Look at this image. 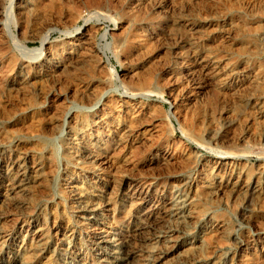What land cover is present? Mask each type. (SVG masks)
<instances>
[{
	"label": "rangeland",
	"instance_id": "obj_1",
	"mask_svg": "<svg viewBox=\"0 0 264 264\" xmlns=\"http://www.w3.org/2000/svg\"><path fill=\"white\" fill-rule=\"evenodd\" d=\"M10 1L0 0V22ZM252 1L14 0L16 20L10 32L30 52L17 50L0 26V157L30 153L41 165V179L25 184L23 210L0 202V241L5 242L0 264H80L76 247L83 249L82 264H119L125 258L119 246L109 254L103 250L106 245L95 241V237L109 240L117 239V235L130 239L127 264H264L262 197H252L249 190L201 197L188 206V217H178V222L169 218L164 203L172 188L181 194L194 188L201 192L207 166L224 157L223 153H227L226 162L235 161L241 165L239 169L244 167L249 178L264 167V0ZM19 5L27 9L20 18L15 12ZM52 23L50 29L46 27ZM47 30L45 51L37 55ZM78 30L87 32L88 39L93 37L82 52L86 65L83 62L76 66L78 70L54 72L45 62L46 48L63 50ZM201 54L222 60V69L214 79L200 73L196 63ZM248 75H256L257 82L250 84ZM196 86L204 87L203 92L195 91ZM189 90H194L193 98ZM103 113H110L106 124L101 128L91 125L92 116ZM72 116L84 120L86 135L112 131L113 121L131 127L133 132L115 145L95 144V163L82 158L79 166L68 165L64 142ZM147 125L153 129L145 133L140 127ZM215 131L222 139L212 138ZM79 144L75 146L77 152L83 148ZM89 166L100 170L101 175L93 179L94 186L89 181L95 174H86ZM75 178L79 183L73 182ZM118 179L133 185L151 184L154 193L149 200L157 208L153 220H143L141 213L130 208V203L134 207L139 200L122 204L124 192L116 187L121 181ZM2 182L0 192L6 195ZM77 187L92 199L115 206L113 217L103 224L79 219ZM35 220L43 222L41 230L48 243L38 247L42 252L30 256L39 235L31 229ZM184 230L189 237L205 235L204 247L188 259L180 257L181 249L164 253L165 235L182 240L187 237ZM240 254H245L243 259ZM239 260L242 263H237Z\"/></svg>",
	"mask_w": 264,
	"mask_h": 264
},
{
	"label": "bare ground",
	"instance_id": "obj_2",
	"mask_svg": "<svg viewBox=\"0 0 264 264\" xmlns=\"http://www.w3.org/2000/svg\"><path fill=\"white\" fill-rule=\"evenodd\" d=\"M24 1V0H23ZM26 1V0H25ZM46 1V0H45ZM188 1V0H187ZM255 1V0H254ZM254 1L250 2V3H253ZM256 1H259V0H256ZM17 2V1H16ZM40 2V1H39ZM249 2V1H248ZM22 3V2H21ZM50 3V2H49ZM13 4H14V0H11L8 4L6 8V13H5V16L2 18L1 22H0V26L4 27V29L7 31V33L9 34V37L12 38V41H13V44L15 45V47L17 48V50H20L22 51L23 53L24 52H30L29 50H27L25 47H23L21 44H19L17 41H15V38H14V35L11 34L10 32V27L12 25H14V21L16 20L15 19V14H14V7H13ZM118 4V3H117ZM247 4V3H246ZM256 4V3H255ZM18 5V4H17ZM123 5V4H122ZM139 5V4H138ZM262 5V4H260ZM0 7H1V2H0ZM57 7V6H56ZM137 7V6H136ZM28 8V7H27ZM132 8V7H131ZM252 8V7H251ZM58 9V8H57ZM129 9V8H128ZM125 10V11H129V10ZM136 9V8H135ZM141 9V8H140ZM32 10V8L30 9ZM38 10V9H37ZM36 10V11H37ZM138 10V9H137ZM147 10V9H146ZM27 11V9H25V7L23 6H18L17 7V10L15 11L16 14L19 16V18L21 16H23L25 14V12ZM29 11V10H28ZM66 11V10H65ZM132 11V10H131ZM139 11V10H138ZM252 11V10H251ZM68 12V11H67ZM141 12V11H140ZM40 13V12H38ZM132 13V12H131ZM139 13V12H138ZM33 14V13H31ZM30 14V15H31ZM123 14V12H122ZM135 14V13H134ZM16 15V16H17ZM28 14H26L27 16ZM34 15V14H33ZM74 15V14H72ZM76 15V14H75ZM128 15V14H127ZM17 16V17H18ZM29 16V15H28ZM27 16V17H28ZM52 16V15H51ZM102 16V15H101ZM134 16V15H133ZM139 15H137L138 17ZM16 17V18H17ZM25 17V16H24ZM68 17V16H67ZM74 17V16H73ZM17 18V19H19ZM36 18V17H35ZM42 18V17H41ZM48 18V17H47ZM52 18V17H51ZM55 18V17H54ZM100 18V17H99ZM136 18V16H135ZM57 19V18H56ZM134 17L132 18V21H133ZM26 20V19H25ZM128 20V19H127ZM136 20V19H135ZM134 20V21H135ZM50 22V20H48ZM104 21V20H103ZM54 22V20L52 21ZM72 22V21H71ZM20 23V22H19ZM22 23V21H21ZM27 23V22H26ZM55 23V22H54ZM54 23L52 24H48L46 25V27H49L50 29V26H52ZM56 24V23H55ZM126 24V23H125ZM132 25V24H131ZM44 26V25H43ZM190 26V25H189ZM15 27V26H14ZM43 28V27H42ZM129 28V27H128ZM197 28V27H196ZM17 29V28H16ZM48 29V28H47ZM55 29V28H53ZM190 30V29H189ZM19 31V30H18ZM54 31V30H53ZM56 31V30H55ZM117 31V30H116ZM232 31V30H231ZM57 32V31H56ZM18 33V32H17ZM21 33V32H20ZM49 33H50V30H47L45 32V36H43L42 40H41V47L35 51V53L37 55H41V53L43 52L44 50V45H46V40L48 39V36H49ZM87 32H84V30L82 31H77V33H75V38L67 44L65 46V48L62 50V48L60 49L61 51H57V50H50L46 48V53H45V62L46 64H48V67L51 65V68L53 67L54 68V72L55 70L60 72V73H64L66 70L68 71V69H72L76 66H79L80 64H82L84 62V59L85 57H83V54L82 52H84V50L86 49V46H88V43H89V39L92 40V38L90 37L88 39L87 35H86ZM42 34V33H41ZM112 35V34H110ZM116 35V34H115ZM263 35V34H262ZM261 35V36H262ZM90 36V35H88ZM114 36V35H113ZM118 36V35H117ZM188 37V36H187ZM264 38V37H263ZM225 39V38H224ZM91 42V41H90ZM218 42V41H217ZM117 43V41H116ZM12 44V43H11ZM88 49V48H87ZM135 49V48H134ZM2 50V49H1ZM45 51V50H44ZM21 52V53H22ZM179 52V51H178ZM262 52V51H261ZM194 53V52H193ZM196 53V52H195ZM208 53V52H207ZM196 55V54H195ZM202 55V56H201ZM200 57H198V66L199 67V71L200 73L204 74V76H206L207 78H210V79H214L217 75V71L218 69L220 68V64L222 65L221 61L220 60H216L214 58H212L211 56H207V55H203L201 54ZM186 56V55H185ZM192 56V54H191ZM197 56V55H196ZM88 59V58H87ZM196 59V57H195ZM218 59V58H217ZM134 60V59H133ZM87 61V60H86ZM86 61L84 62V64L86 63ZM177 61V60H176ZM181 64V63H180ZM86 65V64H85ZM14 66V65H13ZM84 66V65H82ZM81 66V67H82ZM223 66V65H222ZM226 66V63L224 64V67ZM4 67V66H3ZM16 67V66H14ZM80 67V66H79ZM140 67V66H139ZM148 67V66H147ZM227 67V66H226ZM77 70L80 69L78 67H76ZM75 68V69H76ZM85 68V67H84ZM83 68V69H84ZM13 69V68H12ZM82 69V68H81ZM198 69V68H197ZM222 69V68H220ZM226 69V68H225ZM223 69V70H225ZM3 70V69H2ZM11 70V69H10ZM47 70V69H46ZM222 70V71H223ZM5 71V70H3ZM72 71V70H71ZM180 71V70H179ZM2 72V71H1ZM52 72V71H51ZM196 72V71H195ZM198 72V71H197ZM179 73V72H178ZM189 73V72H188ZM191 73V72H190ZM245 73V72H244ZM249 73V72H248ZM2 74L4 76H6L3 72ZM49 74V73H48ZM47 74V75H48ZM55 74V73H54ZM58 74V73H57ZM90 74V73H89ZM133 74V73H132ZM247 74V73H246ZM245 74V76H246ZM50 75V74H49ZM134 75V74H133ZM190 75V74H189ZM192 75V73H191ZM190 75V76H191ZM197 75V74H196ZM243 75V74H242ZM11 76V75H10ZM71 76V75H70ZM128 76V75H127ZM135 76V75H134ZM201 76V75H200ZM260 76V75H259ZM131 77V76H130ZM193 77V76H191ZM198 77V76H197ZM224 77V76H223ZM261 77V76H260ZM3 78V77H1ZM9 78V77H8ZM65 78V77H64ZM82 78V77H81ZM110 78V77H109ZM150 78V77H149ZM195 78V77H194ZM219 78V76H218ZM230 78V77H229ZM5 79V77H4ZM2 79V80H4ZM67 79V78H66ZM108 79V78H107ZM143 79V78H142ZM193 79V78H192ZM221 79V78H220ZM258 79V77L256 75H248L247 77V80L250 84H252L253 82H255L256 80ZM83 80V79H82ZM149 80V79H148ZM202 80V79H201ZM237 80V79H236ZM20 81V80H19ZM41 81V80H40ZM89 81V80H88ZM107 80H105L106 82ZM215 81V80H214ZM220 81V80H219ZM222 81V80H221ZM220 81V82H221ZM240 81V80H239ZM244 81V80H243ZM259 81V80H258ZM225 82V81H224ZM257 82V81H256ZM108 83V82H107ZM206 83V81H205ZM209 82H207L208 84ZM254 84V83H253ZM88 85V84H87ZM148 85V84H147ZM146 85V86H147ZM216 85V84H215ZM244 85V84H243ZM242 85V87H243ZM86 86V85H85ZM185 86V85H184ZM89 87V86H88ZM95 87V86H94ZM102 87V85L100 86ZM194 87V86H193ZM197 87V86H196ZM235 87V86H234ZM247 87V86H246ZM96 88V87H95ZM94 88V89H95ZM128 88V87H127ZM144 88V87H143ZM189 88V87H188ZM253 88V87H252ZM87 89V88H86ZM100 89V88H99ZM203 89L204 87H197L195 88V91H197L198 93L199 92H203ZM80 90V89H79ZM145 90V89H144ZM143 90V91H144ZM192 90V88H191ZM189 90V91H191ZM81 91V90H80ZM87 91V90H86ZM90 91V90H89ZM91 91H92V88H91ZM132 91V90H131ZM139 91V90H137ZM141 91V90H140ZM148 91V89H147ZM188 91V90H187ZM194 91V90H193ZM193 91H191L193 93ZM206 91V90H205ZM259 91V90H258ZM95 92V91H94ZM145 92V91H144ZM173 92V90H172ZM217 92V91H216ZM73 93V92H72ZM84 93V92H83ZM90 93V92H88ZM87 93V94H88ZM190 93V92H189ZM190 93V96L192 97V95H194L195 93ZM174 94V93H173ZM188 94V93H187ZM80 95L83 96V94L80 93ZM86 95V93H85ZM96 95V94H95ZM137 94H133L132 93V96H136ZM139 95V94H138ZM176 95V94H175ZM197 95V94H196ZM188 96V95H187ZM89 97V96H87ZM91 97H92V94H91ZM130 97V96H129ZM177 97V96H175ZM174 97V98H175ZM131 98V97H130ZM193 98V97H192ZM87 99V98H86ZM182 99V98H181ZM88 100V99H87ZM190 100V99H189ZM195 100V99H194ZM174 101V100H173ZM176 101V100H175ZM178 101H180L178 99ZM128 102V101H126ZM182 102V101H181ZM192 102V101H191ZM194 103V102H193ZM110 104V103H109ZM130 104V103H129ZM137 104V103H136ZM175 104V103H174ZM115 105V104H114ZM117 105V104H116ZM123 105V104H122ZM127 105V104H126ZM260 105V104H259ZM188 106V105H187ZM258 106V104H257ZM263 106V105H262ZM114 107V106H113ZM185 107V106H184ZM260 107V106H259ZM117 108V107H116ZM122 108V107H121ZM124 108V107H123ZM258 108V107H257ZM119 109V108H118ZM213 109V107H212ZM114 110V109H113ZM261 110V109H260ZM123 111V110H122ZM149 111V110H148ZM175 111V110H174ZM179 111V110H178ZM188 111V110H187ZM251 111V110H250ZM115 112V111H114ZM182 112V111H181ZM236 112V111H235ZM255 112V111H254ZM128 113V112H127ZM70 114V113H69ZM97 114V113H96ZM110 113H106V115L103 113L102 115L100 116H92V120H91V125H93L94 127H103L105 124H106V118L109 117ZM113 114V113H112ZM116 114V113H115ZM138 114V113H136ZM179 114V113H178ZM82 116V115H81ZM112 116V115H111ZM115 116V115H114ZM139 116V115H138ZM128 117V116H127ZM132 117V116H131ZM135 117V116H134ZM183 117V116H182ZM234 117V116H233ZM70 120V123L72 124L71 126H69L68 130H67V137H66V141L64 142V154H65V162L69 163L71 162V165L73 164L74 166H79V163H81L82 161V158H85V162H89L91 164L95 163L96 162V159H95V155H96V152H95V144H99V145H102V144H105V143H111L112 144H116V143H119V142H122V139L123 138H128L130 136V134H132L131 132V127H127V126H123V125H120V124H115V122L113 121L111 124L112 125V131H109V132H106V133H100V134H97L95 133L94 135H86L85 132H86V123H84V120L83 119H77L76 117L72 116V117H69ZM181 118V117H180ZM109 120V119H108ZM107 120V121H108ZM130 120V119H129ZM132 121V120H131ZM129 122V121H127ZM136 122V121H135ZM109 123V122H108ZM232 123V122H230ZM132 124V123H131ZM135 124V123H133ZM55 125V124H54ZM108 125V124H107ZM130 125V123H129ZM152 125V124H151ZM189 125V124H188ZM53 126V125H52ZM136 126V125H135ZM134 129V128H133ZM141 130H143V132L147 133V132H151L152 129L149 125L147 126H141L140 127ZM17 131V130H16ZM218 132V131H217ZM156 133V132H155ZM221 133V132H220ZM141 135V134H139ZM145 135V134H144ZM1 138V137H0ZM5 138V137H4ZM7 138V137H6ZM85 138H93L92 140L90 139H85ZM148 138V137H147ZM150 138V137H149ZM212 138H214L215 140H219V139H222V137L220 136V134L216 133L215 131V134H213ZM225 138V137H223ZM154 139V138H153ZM229 139V138H228ZM133 140V139H132ZM135 140V138H134ZM227 140V139H226ZM231 140V139H230ZM4 141V140H3ZM140 141V140H139ZM228 141V140H227ZM236 141V140H235ZM93 142V143H92ZM221 142V141H220ZM219 142V143H220ZM234 142V140H233ZM81 144L83 146L82 150H80L79 152L76 151V148L75 146L77 144ZM5 144V143H4ZM79 144V145H80ZM132 144V143H131ZM225 144H228V143H225ZM233 144V143H232ZM150 146V145H149ZM167 146V145H166ZM170 147V146H169ZM120 148V147H119ZM160 149V148H159ZM167 151V150H166ZM6 153V152H5ZM17 153V152H16ZM21 153V152H20ZM9 154V153H7ZM14 154V153H13ZM169 154V153H168ZM224 154V157L222 158H217L218 160H216V162H214L212 165L210 166H207V169L205 170L207 175L206 177L204 178V183H203V188L201 190V192H197L196 189L193 191H189L188 194H181V193H178L177 191H173L172 192V189L171 191H169V193L167 194V196L165 197L164 199V203H165V206H167V215L169 216V218H175L177 220L178 219H186L189 215V212H188V209H189V205L193 202H196L198 201L201 197H211V196H219V195H222V196H225L223 194H225V192H230L229 195L232 193H239V194H242L245 190H249L251 191L250 194H252L251 196L254 197V198H259L261 199H264L263 196H264V167L260 168V170L258 171V173L255 175L253 174V176L250 178L247 176V174L245 173L246 169L244 170L242 167L241 169H239V166L241 167V165H238L237 166V163L235 161L233 162H226L227 160V157H226V154L227 153H223ZM229 154V153H228ZM231 154V153H230ZM32 155V154H31ZM103 155V154H102ZM239 155V154H238ZM99 156V155H98ZM154 156V155H153ZM233 156V155H232ZM149 157V156H148ZM165 157V156H164ZM108 158V156H107ZM149 159V158H148ZM38 159H34L32 156H30V153L29 155L28 154H16L14 156H1L0 157V183H3L2 181H5V188H6V195L5 194H1L0 192V202L3 203V205L5 206H12L13 208L17 209V210H23L25 207L23 205V203L21 202V200H23V197L26 195L24 192H25V184L27 182H29V180L31 179H41V165L38 163L37 161ZM64 160V158H63ZM87 160V161H86ZM158 160V159H157ZM230 160V159H229ZM50 161V160H49ZM84 161V160H83ZM108 161V160H107ZM40 162V160H39ZM104 162V161H103ZM145 162V161H144ZM149 162V161H148ZM169 162V161H168ZM173 162V161H172ZM171 162V163H172ZM67 163V164H68ZM107 163V162H106ZM150 163V162H149ZM170 163V162H169ZM174 163V162H173ZM179 163V162H178ZM50 164V163H49ZM70 164V163H69ZM68 164V165H69ZM104 164V163H103ZM180 164V163H179ZM241 164V163H240ZM90 165V164H89ZM96 165V164H95ZM244 165V164H243ZM242 165V166H243ZM261 165V164H260ZM259 165V166H260ZM83 166V164H82ZM94 166V165H93ZM100 166V165H99ZM258 166V168H259ZM262 166V165H261ZM260 166V167H261ZM72 167V166H71ZM87 167V166H85ZM84 167V168H85ZM88 168V167H87ZM257 168V167H256ZM257 168V169H258ZM79 170V169H78ZM102 170V169H101ZM82 171V170H81ZM80 171V172H81ZM85 171V170H84ZM88 171V172H87ZM86 174H91V175H94L95 174V177L93 176L92 178H90V185L93 184L94 186V183H93V179L95 178L96 179V176H98L100 174V170H97L93 167H90L89 166V170H87ZM257 172V171H256ZM248 173V172H247ZM150 174V173H149ZM89 175V176H91ZM101 175V174H100ZM44 176V175H43ZM146 176V175H145ZM86 178H88V176H86ZM100 178V177H99ZM103 178V177H102ZM89 179V178H88ZM113 179V178H112ZM262 179V180H261ZM76 181H73L74 183H79V181L75 178ZM104 180V179H103ZM108 180V179H107ZM118 180H121V179H118ZM33 181V180H32ZM111 181V180H110ZM115 181V180H113ZM141 181V180H140ZM188 181V180H187ZM34 182V181H33ZM37 182V181H36ZM35 182V184H36ZM85 182V181H84ZM144 182V181H143ZM151 182V181H150ZM41 183V181H40ZM40 183L38 182L36 185H40ZM44 183V182H43ZM42 183V184H43ZM89 183H86V184H89ZM112 183V182H111ZM110 183V184H111ZM134 183V182H132ZM28 184V183H27ZM34 184V183H33ZM138 184V183H137ZM153 184V183H152ZM187 184V183H186ZM193 184V183H192ZM96 185V184H95ZM151 185V184H150ZM148 184H142V185H133L131 184V182L129 181V183H127L126 181L124 180H121L118 185L116 186L118 191H123L124 194H123V201H122V204L123 202L125 203H130L131 201H133V203L135 202V200H139L138 203H136V205L133 207L132 203L130 208H132L133 212L137 213H141L139 216H143V220H149L152 218L153 220V210H155L156 208V204L153 203V201H150L149 199L151 198L152 194L151 193H154V191L152 190L151 186ZM173 185V184H172ZM170 185V187L172 186ZM86 186V185H85ZM44 187V186H43ZM112 187V186H111ZM115 187V188H116ZM153 187V186H152ZM163 188V187H162ZM168 188V187H167ZM166 188V189H167ZM175 188V186H174ZM78 192L75 194V197H76V202H77V207H78V216L79 219H86L87 221L89 222H93V224H103L105 221H107V219H109V217H113L111 216V214L113 215V213H115L116 209H115V206L114 208H112L113 206H111V204H109L107 201H106V204H102L100 202H98L96 199H92L91 196H89L88 192H84V189H81V188H78ZM76 189V190H77ZM116 189V190H117ZM157 189V188H156ZM159 189V188H158ZM190 189H192V186L190 185ZM2 190V189H1ZM83 190V191H82ZM112 190V189H111ZM110 190V192H111ZM115 190V189H114ZM115 190V192H116ZM42 191V190H41ZM157 191V190H156ZM160 191V190H159ZM162 191V189H161ZM76 192V191H75ZM165 192V191H164ZM242 192V193H241ZM109 193V192H108ZM156 193V192H155ZM161 193V192H160ZM166 193V192H165ZM113 194V193H112ZM248 194V195H250ZM163 195H166V194H163ZM228 195V194H227ZM235 195V194H234ZM29 196V195H27ZM32 196V195H30ZM29 196V197H30ZM117 196V195H116ZM159 196V195H158ZM157 196V197H158ZM94 197V196H93ZM105 197V196H103ZM112 197V196H110ZM108 197V199L110 198ZM162 197V196H161ZM228 197V196H227ZM231 197V196H230ZM27 198V197H26ZM253 198V199H254ZM25 199V198H24ZM107 199V198H106ZM113 199V197H112ZM212 199V198H211ZM210 199V200H211ZM222 199V198H221ZM99 200V199H98ZM111 200V199H110ZM114 200V199H113ZM120 200V199H119ZM213 200H214V197H213ZM226 200V199H225ZM224 200V201H225ZM256 200V199H255ZM26 201V200H25ZM24 201V202H25ZM112 201V200H111ZM205 202V200H203ZM216 201V200H215ZM254 201V200H253ZM260 201V200H259ZM105 202V201H104ZM257 202V205H259L258 201ZM124 203V204H125ZM163 203V204H164ZM31 204V203H30ZM76 204V203H75ZM129 204V205H130ZM135 204V203H134ZM224 204V203H223ZM254 204V203H253ZM128 205V204H127ZM118 205L116 204V207ZM161 206V205H160ZM255 206V208H256ZM261 206V205H260ZM264 206V205H263ZM74 207V206H73ZM125 207V206H124ZM251 208V207H250ZM261 208V207H260ZM157 209V208H156ZM163 209V208H162ZM161 209V211H162ZM253 209V208H251ZM75 210V209H74ZM191 210V209H190ZM193 210V209H192ZM160 211V210H159ZM165 211V210H164ZM200 211V210H199ZM71 212V211H70ZM158 213V212H157ZM262 213V212H260ZM163 214V213H162ZM161 214V215H162ZM165 214V212H164ZM157 216V214H155ZM196 215V214H195ZM255 216V215H254ZM253 216V218H254ZM86 217V218H85ZM43 218V217H42ZM161 218V217H160ZM168 218V219H169ZM195 218V217H194ZM251 218V219H253ZM256 218V217H255ZM167 219V218H165ZM174 219V220H175ZM184 219V220H185ZM78 220V219H77ZM173 220V221H174ZM183 220V222H184ZM188 220V219H187ZM181 221V220H180ZM189 221V220H188ZM193 221V220H192ZM263 221V220H262ZM79 222V221H78ZM178 222V220H177ZM182 222V221H181ZM257 222V221H256ZM30 223V222H29ZM124 223V222H123ZM173 223V222H171ZM180 223V222H179ZM43 222L40 220V222L36 221L33 222L31 225V229L32 230H36V232L38 233L39 231V235L36 236V239H38L36 241L37 244H33V247L30 248L29 250V254L31 256V254L33 253H40L42 252L41 250H39V246H45L48 242H47V239L44 238V235L42 234V230H41V227ZM56 224V223H55ZM92 224V223H91ZM174 224V223H173ZM183 225H185L184 223H181ZM254 224V223H253ZM256 224V223H255ZM180 225V224H179ZM191 226V225H190ZM175 227V226H174ZM180 227V226H179ZM189 227V226H188ZM116 228V227H114ZM186 227H184L183 229H185ZM263 228V227H262ZM44 229V228H42ZM55 229H58V228H55ZM181 229V228H179ZM191 229V228H190ZM257 229V228H256ZM259 230V229H258ZM184 236H187V237H184L182 240H180L179 238L177 237H173V236H170V235H165V238L163 239L162 241V251H164V253L166 252V254L174 251V250H182V254L180 257H182V259H188V257H190L191 253L192 252H197L199 251L198 249H201L202 247H204V243H205V239L204 236H193V237H189V232L184 230ZM205 231V230H204ZM218 231V230H217ZM216 231V232H217ZM220 231V230H219ZM170 232V231H169ZM36 233V234H37ZM118 233V232H116ZM35 234V233H34ZM72 234V233H71ZM202 234V233H201ZM213 234V233H212ZM221 234V233H220ZM121 235V234H120ZM126 235V234H125ZM178 235V234H177ZM182 235V234H181ZM203 235V234H202ZM215 235V234H214ZM123 236V235H121ZM161 236V235H160ZM263 236V235H262ZM173 237V238H172ZM191 238V240H189V238ZM114 238V237H113ZM109 239V240H104L101 236L100 237H95V241L97 242V244H103V245H106L107 248H105V246H103V250L104 252H108L109 254L110 253H113V247H115V245H117L116 247L119 246V248L122 250L121 253L124 255L125 258H123V260L119 263V264H127V260L128 258L130 257L128 254V241L130 240L129 237L127 236H124V239H121L118 237L117 235V239ZM123 238V237H122ZM257 238V237H256ZM129 239V240H128ZM1 240V239H0ZM68 240V239H67ZM247 240V239H246ZM115 242H118V243H115ZM211 242V241H210ZM5 243V242H4ZM4 243H2L0 241V255L2 254V251H3V248H4ZM39 243H41V245H39ZM70 243V242H69ZM3 244V245H2ZM7 244V243H6ZM206 244V243H205ZM250 244V243H249ZM261 244V243H260ZM35 245V246H34ZM68 245H71V244H68ZM67 245V246H68ZM74 245V244H73ZM263 245H264V238H263ZM262 245V246H263ZM8 246V245H7ZM66 246V247H67ZM72 246V245H71ZM99 246V245H98ZM149 246V245H148ZM208 246V245H207ZM261 246V247H262ZM70 247V246H69ZM215 247V246H214ZM243 247V244H239L238 245V248L241 249ZM93 248V247H92ZM264 248V246H263ZM42 249V248H41ZM67 249V248H66ZM107 249V250H106ZM119 249V250H120ZM26 250H28L26 248ZM74 250H76L77 252V255L76 257H78V262L80 264H82V255H83V249L81 247H76ZM99 251V249H97ZM197 250V251H196ZM206 251V249H204ZM261 250V249H260ZM28 252V251H27ZM94 252V251H93ZM115 252V251H114ZM120 252V251H119ZM212 252V251H211ZM99 253V252H98ZM200 253V252H199ZM197 253V254H199ZM244 253V252H243ZM251 253V252H250ZM18 254V253H17ZM16 254V255H17ZM116 254V253H115ZM202 254V253H201ZM96 255H98L96 253ZM261 255V254H260ZM92 256V255H91ZM98 256H101V255H98ZM194 256V255H193ZM238 256V255H237ZM245 254H240L239 258H244ZM249 256V255H248ZM254 256V255H252ZM257 256V255H255ZM250 257V256H249ZM258 257V256H257ZM256 257V258H257ZM263 257V256H262ZM261 257V258H262ZM97 258V256H96ZM197 258V257H196ZM238 258V257H237ZM236 258V259H237ZM98 259V258H97ZM101 259V258H100ZM180 259V258H179ZM190 259V258H189ZM259 259V258H258ZM84 260V259H83ZM156 260V259H155ZM191 260H193L191 258ZM255 260V259H254ZM85 261V260H84ZM187 261V260H186ZM194 261V260H193ZM192 261V262H193ZM245 261V260H244ZM248 261V260H247ZM260 261V260H259ZM258 261V262H259ZM264 261V260H263ZM232 262V260H231ZM242 263V260L238 261L237 263ZM153 263V262H152ZM244 263V262H243ZM247 263V262H246ZM84 264V263H83ZM173 264H183L182 262H179V261H176L175 263ZM260 264V263H258Z\"/></svg>",
	"mask_w": 264,
	"mask_h": 264
}]
</instances>
